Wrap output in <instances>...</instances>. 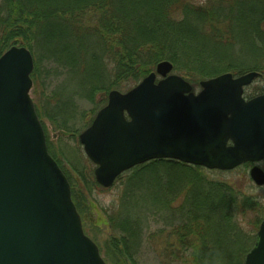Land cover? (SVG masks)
<instances>
[{"label":"trees","instance_id":"1","mask_svg":"<svg viewBox=\"0 0 264 264\" xmlns=\"http://www.w3.org/2000/svg\"><path fill=\"white\" fill-rule=\"evenodd\" d=\"M17 38L32 53L49 51L57 70H66V82L76 76L92 103L97 93L105 95L121 81L137 83L163 60L176 72H186L183 76L193 87L224 72L256 71L264 80V0H0V55ZM37 67L34 59L35 87ZM47 99L50 104L44 102L42 110L54 105V115L62 114V119L50 118L57 119L56 127L68 130L72 96L62 89ZM118 182L125 188L120 216L109 223L118 234L109 247L125 263H135L131 250L142 231L131 208L144 197L146 211L151 210L146 208L150 200L173 212L166 234L172 240L168 264H243L264 218V205L256 197L205 178L201 167L176 160L134 166ZM76 194L72 190L80 206Z\"/></svg>","mask_w":264,"mask_h":264},{"label":"water","instance_id":"2","mask_svg":"<svg viewBox=\"0 0 264 264\" xmlns=\"http://www.w3.org/2000/svg\"><path fill=\"white\" fill-rule=\"evenodd\" d=\"M33 67L25 47L0 56V264H105L48 153L29 96ZM172 69L161 61L129 91H110L80 134L100 185L110 187L123 172L153 159L219 170L264 159V90L243 96L258 72L224 73L201 81L194 93L189 82L169 74ZM250 177L264 185L258 166ZM243 264H264V219Z\"/></svg>","mask_w":264,"mask_h":264},{"label":"rangeland","instance_id":"3","mask_svg":"<svg viewBox=\"0 0 264 264\" xmlns=\"http://www.w3.org/2000/svg\"><path fill=\"white\" fill-rule=\"evenodd\" d=\"M191 1L198 4L205 2V0ZM125 14H127V12H125ZM89 15L90 13L86 16ZM87 20H89V17H87ZM94 22H96V19L92 23ZM13 40L8 43L5 51H7L12 46L25 47L31 52L33 62L34 59L37 61V87L33 85V80L31 79L32 87L29 91V96L33 102L36 114L42 124L46 144L49 143L51 146V149H48L47 145L48 153L65 175L70 186L71 199L81 219L83 231L86 236L97 246L99 254L104 260L105 264H168L169 258H167V253H170L168 244H170L172 240L166 238V234L167 230H169L167 229V226L173 216V212L171 214L170 209H163L162 205L154 204L153 202L150 203V200H147V204L149 205H147L146 208L151 210L146 211L142 204L145 200V197L142 201L139 199L138 202L140 204L135 208V210L131 208V211L133 210V219L139 225L142 231L138 244L135 243L134 248L131 250L133 261L135 263H125L124 261L120 260V258L117 257V254H115L116 252L113 250V248L109 247L112 246L111 239L118 235L115 234V230L110 227V224L111 218H115V216L121 212L120 196L125 187L121 182H118V177L110 187H104L100 185L97 182L94 174L97 165L87 157L83 146L79 141L80 134L91 124L96 113L106 105L110 91L117 90L121 93H125L140 83L143 78L135 84L133 83L132 79L121 81L118 84L119 88H110L108 92L105 93V95L104 93H97L94 96V103H92L86 98V93L82 91V88L79 87L80 85L76 76H73L69 83L66 82V70H63V68H61V71L57 70L55 63L50 59L51 56L49 51L44 49L46 53L44 55V53L34 49V52L32 53V51L27 46L21 44L22 39L17 38L15 41ZM92 43L93 42H91L89 45L93 48L94 45ZM106 56H108V53ZM109 65L110 66L107 69L112 70L110 67L113 65ZM156 65L154 70L151 72L156 71ZM184 73L186 72H176L173 67L169 74H175L185 79L183 76ZM224 73H231L233 76L242 75H235L232 72ZM224 73H220L218 75ZM189 74L190 73H188V75ZM161 78L162 77L160 75H157L156 81L160 80ZM203 80H200V82ZM110 81L111 76H109L107 82ZM186 81L189 82L188 80ZM200 82L199 86L195 87H193V85L189 82L194 93L199 92ZM259 88L264 89V80L259 79L258 76L250 85L244 88V98L250 99L257 96L258 94L254 95L253 93ZM62 89H65V91L72 96V100L68 102V105L71 107L68 109L67 115L69 119L66 121V129L68 130L61 129L58 126L56 127L55 123L57 122V119L50 118L51 116H55L54 105L51 106L52 109L47 108L46 112H44L41 108V105L45 103L46 105L50 104L48 103L47 99L49 98L50 93H57ZM37 109L41 116H39ZM45 114H47V117ZM55 117H58V115ZM58 118L62 119V114ZM254 166H258L264 172V160L259 163H242L230 170L209 169L203 166L198 167H201L202 175L205 178L219 180L221 182L230 184L235 188H238L243 195L256 197L262 202V205H264V185H257L250 177V169ZM82 174L85 175V179L81 178ZM87 179L89 181H87ZM94 184H97V186ZM72 190L73 192L76 191L78 193L79 196L76 194V198L79 201L78 203L80 206H77L75 203V200L73 199L74 197L72 196ZM148 193L149 192H146V194ZM118 216H120V214ZM248 219H250V217L247 218V221ZM247 221H243L242 224L248 230L249 227L247 225ZM188 255L189 252L186 253V256Z\"/></svg>","mask_w":264,"mask_h":264}]
</instances>
